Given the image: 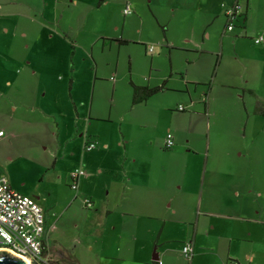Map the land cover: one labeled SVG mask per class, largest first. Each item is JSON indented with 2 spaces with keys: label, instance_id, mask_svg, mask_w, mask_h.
I'll list each match as a JSON object with an SVG mask.
<instances>
[{
  "label": "rangeland",
  "instance_id": "rangeland-1",
  "mask_svg": "<svg viewBox=\"0 0 264 264\" xmlns=\"http://www.w3.org/2000/svg\"><path fill=\"white\" fill-rule=\"evenodd\" d=\"M230 1L209 0L212 14L221 17L218 5ZM32 3L23 9L19 0H0V167L14 190L51 208L46 240L57 264H113L116 244L98 238L96 206L76 202L67 178L100 160L120 159L122 133L135 143H159L171 124L195 151L215 141L222 153L243 147L253 155L252 168L262 171L256 190L262 196L252 199L264 218V116L254 114L256 100L264 109V41L254 42L264 36V0H249L246 35L237 37L221 36L223 19L203 34L206 24L189 9L198 0H109L101 8L98 0ZM127 4L133 12L123 17ZM172 10L179 17L172 19ZM167 28L174 47L164 39ZM131 83L167 90L134 105ZM180 104L186 111L176 113ZM94 140L99 146L86 152ZM99 244L106 259L98 258ZM200 251L197 245L195 264H204ZM154 254L162 264H189L179 250L151 247V262L141 255L132 262L150 264Z\"/></svg>",
  "mask_w": 264,
  "mask_h": 264
},
{
  "label": "crops",
  "instance_id": "crops-1",
  "mask_svg": "<svg viewBox=\"0 0 264 264\" xmlns=\"http://www.w3.org/2000/svg\"><path fill=\"white\" fill-rule=\"evenodd\" d=\"M19 1L20 8L29 9L33 6L32 0ZM208 1L198 0V4L189 5V9L198 12L197 18L201 26L206 24L203 34L215 21L223 19L222 37L227 33H234L235 37L241 33L246 35L245 22L249 0H244V4L241 0H233L218 5L222 10L225 5L229 6L235 2L242 6L241 15L232 32L226 30L224 11L221 17L212 14L214 9ZM108 3L109 0H105L100 4L98 0L97 8ZM202 10L205 13L203 18L200 16ZM179 15L180 12L172 10V19ZM168 31V28L163 30L164 39L170 44L169 47H174ZM206 37L209 38V34H206ZM184 42L189 44L190 41ZM73 54L74 52L71 58ZM164 88L161 92L167 90L165 86ZM252 93L249 91L251 97ZM237 98L244 100L243 94H237ZM177 107L174 109L176 113L186 111V106L182 112L178 111ZM204 108L209 115L206 102ZM165 133L159 143L149 139L145 144L135 143L122 133L123 142L119 143L123 147L121 158L114 159L112 165H103L100 160L93 166H85L88 173L80 178L78 187L80 181L82 186L79 191L70 188L71 174L74 171L68 175L67 185L73 193H77L75 201L79 198L82 202L89 199L93 203L92 208L96 206V216L100 217L95 225L98 238L101 241L111 238L115 242L116 255L110 257L114 260L113 264H133L132 261L136 260L137 255L147 257L150 247L154 251L162 250L165 254L177 250L182 254V248L188 241L193 243L192 258H185L189 264H195L197 245L204 264V256L210 259L211 264H228L230 261L240 264H264V218L256 210V201L253 202L252 199L262 196L260 191L256 194V190L258 186L262 187L263 175L261 170L258 172L253 169L255 165L251 152L238 147L234 153H222L216 141L213 147L208 144L205 152H199L191 148L189 140L183 141L181 130L175 129L171 124L167 126ZM168 134H171L174 141L171 149L165 147ZM243 136L246 137L245 134ZM102 147L104 150L108 149L107 144ZM0 173L6 176L12 188L1 167ZM28 197L34 199L44 212L46 253L53 264H57V261L53 260L51 245L46 240L49 228L48 211L51 208L43 207V200L39 196ZM235 218H239V225H233ZM224 242H227L225 249ZM104 251L102 244L96 247L98 258H107ZM145 260L151 262L149 257ZM159 262L161 260L154 254L150 264Z\"/></svg>",
  "mask_w": 264,
  "mask_h": 264
},
{
  "label": "built area",
  "instance_id": "built-area-1",
  "mask_svg": "<svg viewBox=\"0 0 264 264\" xmlns=\"http://www.w3.org/2000/svg\"><path fill=\"white\" fill-rule=\"evenodd\" d=\"M132 9L127 4L123 9V15L132 14ZM242 12V6L235 2L232 5L224 6V16L226 18V30L232 32L236 28ZM263 35L254 39L256 44L262 43ZM152 52V48L149 49ZM178 111H184L185 106L179 105ZM3 133L0 131V137ZM174 141L171 134H168L165 141L166 149H171ZM97 147V142H89L85 145L86 152L93 151ZM86 176L83 170H76L71 174L72 182L70 188L74 191L78 189L80 178ZM85 208H92L93 203L89 199H84ZM45 217L42 208L31 197L25 196L13 190L3 174L0 173V251H7L11 255H18L28 259L29 264H53L46 253L44 241ZM185 258L191 259L193 256V243L188 241L182 248ZM161 264V262H159ZM228 264H240L237 261H230Z\"/></svg>",
  "mask_w": 264,
  "mask_h": 264
},
{
  "label": "trees",
  "instance_id": "trees-1",
  "mask_svg": "<svg viewBox=\"0 0 264 264\" xmlns=\"http://www.w3.org/2000/svg\"><path fill=\"white\" fill-rule=\"evenodd\" d=\"M104 1L105 0H99V3L102 4ZM119 43H121V42L119 41ZM131 87H132V91H133L132 103L134 105L146 102L150 97L158 94L159 92H161L165 89L164 86L149 88V87H139V86H136L132 83H131ZM252 95H253V97L255 96V94H253V93H252ZM255 114L260 115V116H264V109L261 107L260 102H258L257 100H256V104H255Z\"/></svg>",
  "mask_w": 264,
  "mask_h": 264
},
{
  "label": "water",
  "instance_id": "water-1",
  "mask_svg": "<svg viewBox=\"0 0 264 264\" xmlns=\"http://www.w3.org/2000/svg\"><path fill=\"white\" fill-rule=\"evenodd\" d=\"M0 264H26L22 259L11 255L7 251H0Z\"/></svg>",
  "mask_w": 264,
  "mask_h": 264
},
{
  "label": "bare ground",
  "instance_id": "bare-ground-1",
  "mask_svg": "<svg viewBox=\"0 0 264 264\" xmlns=\"http://www.w3.org/2000/svg\"><path fill=\"white\" fill-rule=\"evenodd\" d=\"M13 256L18 257V258L22 259L26 264H29L28 259H26V258H24V257H21V256H18V255H13Z\"/></svg>",
  "mask_w": 264,
  "mask_h": 264
}]
</instances>
